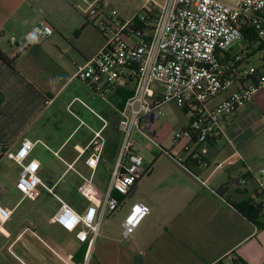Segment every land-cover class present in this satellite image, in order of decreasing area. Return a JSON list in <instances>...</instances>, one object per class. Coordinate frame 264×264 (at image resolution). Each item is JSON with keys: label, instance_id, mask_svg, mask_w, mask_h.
<instances>
[{"label": "crops", "instance_id": "obj_1", "mask_svg": "<svg viewBox=\"0 0 264 264\" xmlns=\"http://www.w3.org/2000/svg\"><path fill=\"white\" fill-rule=\"evenodd\" d=\"M86 8L82 0H0V51L8 59L15 58L13 65L0 62V147L14 151L24 139L35 142L31 157L40 163L39 177L46 184L54 185L56 191L60 184L68 183L61 189L63 198H68V188L79 182L77 176L89 174L84 161L90 151L84 149L93 139V132L101 130V137L105 138L98 172L103 169L108 178L121 143L120 135L114 163L109 164L103 150L114 137L112 134L111 138L106 137L105 131L116 125L117 117L114 123V118H109L108 112L98 103L93 109L95 113L101 119V114L107 113L105 117L111 120L108 126L104 118L107 126L103 128V121L82 106L93 117L94 127L89 126L80 115L72 116L67 112L69 103L78 97L65 103L63 109L77 124L67 130L62 139L54 136L53 130L60 129L62 116V111L56 107L60 91L68 82L76 80L73 75L77 68L90 60L104 43L95 24L86 19ZM41 23L49 25L53 33L46 40L34 43L30 36ZM11 39L14 44L10 43ZM240 49H232L229 54L238 56L244 68L242 64L248 53ZM71 50L78 52L81 59L64 82L56 62ZM79 83L89 94L88 103H85L92 107L96 101L92 92ZM222 98H216L211 105ZM248 107L250 109L246 110ZM263 109L264 92H261L245 108L222 122L223 138L196 146L192 144L208 166L198 165L192 160V153L182 154V164L215 194L161 153L143 150L151 153L149 161L143 160L144 169L148 171L127 196L119 198L121 206L128 202L127 212L134 202L149 207L148 216L141 222H144L143 228L130 242L135 232L125 241L120 235L122 245L116 248L97 241L99 246L91 251L90 264H236L235 258L244 264H264V208L255 222L236 210V205L244 202L260 204V195L264 194V173L254 172L249 156L239 153L241 147L237 142L251 132L253 125L264 121L261 118ZM158 127L159 124L157 130ZM78 134L77 141L69 146ZM48 156L61 167L46 163ZM64 164L80 166L79 170L74 169L77 176L65 172ZM18 174L19 167L15 163L0 158V207L11 211L7 220L0 216V264H58L60 261L47 247L59 253L61 240L76 239L51 221L59 207L51 195L41 191L40 200L22 198L15 189ZM259 189L262 193H258ZM134 198L138 200L133 201ZM80 246L82 244L78 243L76 251ZM74 253L66 254L73 256Z\"/></svg>", "mask_w": 264, "mask_h": 264}, {"label": "built area", "instance_id": "obj_2", "mask_svg": "<svg viewBox=\"0 0 264 264\" xmlns=\"http://www.w3.org/2000/svg\"><path fill=\"white\" fill-rule=\"evenodd\" d=\"M82 1L87 6L86 19L95 24L104 43L90 60L77 68L73 78L85 84L95 100L115 111L116 129L121 135L117 159L101 201L98 205L88 204L83 212H78L55 194V186L42 181L40 163L31 157L35 142L24 139L14 151L0 147V158L19 167L15 189L22 198L35 200L41 191L51 195L59 204L51 221L86 246L80 263H75L72 255H62L47 247L63 264H90L102 220L120 208L119 198L127 196L148 171L144 169L141 152L163 151L156 128L163 115V105L173 103L189 117L188 126L173 135V142L187 139L196 146L223 138L222 122L250 104L259 92H264V63L256 74L257 68L246 70L236 66L241 60L238 56L225 57L226 52L243 42L242 24L253 29L258 44L264 48V0H145L142 10L131 17L122 16L103 0ZM52 33L49 25L41 23L30 40L40 43ZM10 43L14 44V39ZM117 92L131 93L120 108L116 107ZM220 96L223 98L211 105ZM76 103L101 119L79 98L67 106L70 115L75 116L71 108ZM101 120L105 128L107 123ZM93 133L84 151L93 147L86 165L94 171L104 139L101 130ZM54 155L58 157L57 153ZM191 158L202 167L208 166L197 152ZM176 162L215 194L183 166L182 160ZM263 173L261 170L260 174ZM260 196L264 208V194ZM149 212L146 204L134 202L123 220L121 240H127ZM10 215L11 211L0 207L3 220Z\"/></svg>", "mask_w": 264, "mask_h": 264}, {"label": "rangeland", "instance_id": "obj_3", "mask_svg": "<svg viewBox=\"0 0 264 264\" xmlns=\"http://www.w3.org/2000/svg\"><path fill=\"white\" fill-rule=\"evenodd\" d=\"M107 2L113 9L118 11L122 16L124 17H131L136 15L142 10V6L145 2V0H103ZM259 44H253L251 47H248V45L245 42H241L239 45L234 46L233 50H237L242 48V51H246L248 53L247 60L244 61L242 64L244 69L249 70L250 68H259L264 63V51L258 49ZM241 50V49H240ZM250 56V57H249ZM79 53L74 52L71 50L69 53H67L65 56L62 57V59H59L56 63L57 66H59L61 69H57L54 65L55 69L60 74V78L62 81L69 75L70 71L72 69H75V65L79 64ZM81 63V62H80ZM66 82V80L64 81ZM63 82V83H64ZM87 89L83 87L78 80H75L73 82H68L64 88L60 91V98L59 101L56 103V107L60 108L62 111V116L59 119L60 120V129L59 130H53L54 136L56 138L62 139L66 134L67 130H70L71 127L77 124V121L73 119L70 115L64 111L65 103L69 102L72 98L78 97L84 102L88 103V97L89 94H87ZM261 93V92H259ZM104 108L105 112H111V109L109 107H105L104 105H100L99 107ZM72 112L76 114L78 117L84 119V121L87 122V124L91 127L93 126V117L88 115L87 111L78 103H76L72 108ZM250 107H248L246 110H249ZM161 111L163 113L162 117L159 120V127H158V133H157V139L162 145L163 151L157 150L155 151L156 154H162L163 156L167 157L168 159L175 162L178 166H180L176 161L183 160L182 154L184 152L188 153H194L196 152V147L192 145L187 139H181L179 142H173V135L176 132H180L183 126H187L189 122V117L187 114H184L179 107H177L173 103H168L162 106ZM60 115V114H59ZM89 118H86V117ZM103 119L105 118L106 121H108L109 125L111 124V120L109 121V118H114V123L116 122V119L114 116H110L108 119L105 117V115L101 114ZM262 120H264L263 116L261 115ZM83 121V122H84ZM260 121L253 125V129H251L250 133H246L244 136H242L237 142L238 145L241 147V152H239L242 156H249V162L252 169H254V172L257 175H263L260 174V171L263 170L264 167V121ZM85 123V122H84ZM112 127L110 126L106 131L105 135L106 137L111 138V134H114L112 132ZM85 130V129H84ZM116 138L120 137V134L115 133ZM94 136V135H92ZM79 137V134L73 139L71 146L73 143L77 141ZM92 138V137H91ZM71 139V138H70ZM69 139V140H70ZM105 139V138H104ZM107 139V138H106ZM93 148V147H92ZM89 149V151H93ZM102 154V153H101ZM141 155L143 157L144 162L150 160L151 153L142 151ZM99 160L97 167L93 171L90 167L86 165V160L84 161V166L88 170L87 173L88 176L83 175L82 179L81 177H78L74 173V169L79 170L80 166L75 167L74 164H64L62 167L64 168L65 172H71L70 174H75L79 180L73 188H68V198H63L61 195V189L63 186H67L68 183L60 184L57 188V193L62 199L68 203L71 207L76 209L78 212H83L85 207L88 204L98 205V203L101 201L104 192H105V183L104 179L107 176V173L102 169L100 173L98 170L100 169V163ZM52 165H59L57 161L53 157H47V162ZM68 165L72 166L71 169L68 168ZM60 166V165H59ZM48 167V166H47ZM61 167V166H60ZM108 171V169H107ZM84 172V171H83ZM93 173V174H92ZM102 175V178L99 176ZM69 179L66 178V180ZM65 180V181H66ZM170 183V182H168ZM19 196V195H18ZM40 197V196H39ZM37 198L36 201L40 200L41 198ZM138 200L137 198H134L133 201ZM128 202H126L125 206H120V208L112 215H106L105 218L102 220L100 227H99V233L98 238L95 240L93 245L94 252L95 248L99 246L96 245L97 241L99 243L105 244L107 246H112V248H116L117 246H121L122 244L120 242V235L122 232V223L127 215V207ZM144 225V222L141 224V226L135 230V233L129 239L128 242L134 239L140 231L142 230V226ZM127 242V243H128ZM78 247V243L71 239V237H67L64 240H61L59 242L58 249L60 250V254H66V253H74ZM58 264H63L62 262H58Z\"/></svg>", "mask_w": 264, "mask_h": 264}, {"label": "trees", "instance_id": "obj_4", "mask_svg": "<svg viewBox=\"0 0 264 264\" xmlns=\"http://www.w3.org/2000/svg\"><path fill=\"white\" fill-rule=\"evenodd\" d=\"M240 29H241V32L243 34V42H245L248 47H251L253 44H258V39H257V36H256V33L253 31V29H251L250 27L246 26L245 24H242L240 25ZM258 49L259 50H263L264 51V48L261 44H259L258 46ZM229 52H226L225 53V57H229ZM250 57V56H249ZM247 59V57H246ZM14 61H15V58L13 59H8L1 51H0V62H4L8 65H13L14 64ZM244 63V62H243ZM240 66L241 65V62L237 63L236 66ZM260 73V69L257 68L256 69V74H259ZM255 74V75H256ZM131 95L130 92H117V95H116V104H117V108H120L124 102V100L129 97ZM109 116H116V113L115 111L111 110V112L108 113ZM107 113H105V116H108ZM112 129H113V133L112 136L114 137L113 139H110V142L108 143V145H105L104 147V154L107 155V162L109 164H113L114 163V155H116L117 153V145H118V142H119V138H116V135L115 133H118L117 129H116V125L114 124L112 126ZM119 134V133H118ZM103 157V154H101L100 156V160L102 159ZM185 166V165H183ZM186 167V166H185ZM187 168V167H186ZM188 169V168H187ZM189 170V169H188ZM190 171V170H189ZM108 174L107 176L105 177L104 179V183H105V189H106V186H107V183H108ZM49 186H53L52 184H49ZM56 188V187H55ZM54 188V193L56 194L57 191L55 190ZM114 196L117 197L116 194H114ZM262 207L260 204H256L254 202H244V203H241V204H237L236 205V210L242 214L244 217H246L247 219L251 220L252 222H255V220L258 218V216L261 214L262 212ZM85 246L82 245L79 247V249L73 254L72 258H73V261L75 263H80L82 258H83V255L85 253ZM235 263L236 264H244L241 260L235 258ZM215 264H222L221 262H216Z\"/></svg>", "mask_w": 264, "mask_h": 264}, {"label": "water", "instance_id": "obj_5", "mask_svg": "<svg viewBox=\"0 0 264 264\" xmlns=\"http://www.w3.org/2000/svg\"><path fill=\"white\" fill-rule=\"evenodd\" d=\"M98 103H99L98 100H96L95 103L92 105L91 108L94 109Z\"/></svg>", "mask_w": 264, "mask_h": 264}]
</instances>
